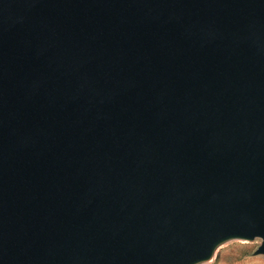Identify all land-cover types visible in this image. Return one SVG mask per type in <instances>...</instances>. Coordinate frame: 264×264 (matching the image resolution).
Instances as JSON below:
<instances>
[{"label":"water","instance_id":"1","mask_svg":"<svg viewBox=\"0 0 264 264\" xmlns=\"http://www.w3.org/2000/svg\"><path fill=\"white\" fill-rule=\"evenodd\" d=\"M264 256V0H0V264Z\"/></svg>","mask_w":264,"mask_h":264},{"label":"rangeland","instance_id":"2","mask_svg":"<svg viewBox=\"0 0 264 264\" xmlns=\"http://www.w3.org/2000/svg\"><path fill=\"white\" fill-rule=\"evenodd\" d=\"M261 240H231L219 246L212 262L202 264H264V256L255 255ZM212 259V258H211Z\"/></svg>","mask_w":264,"mask_h":264},{"label":"bare ground","instance_id":"3","mask_svg":"<svg viewBox=\"0 0 264 264\" xmlns=\"http://www.w3.org/2000/svg\"><path fill=\"white\" fill-rule=\"evenodd\" d=\"M219 246H220V245H219ZM219 246H217V247L214 249L213 254H212V257H211L212 259H210L209 261H206L207 263L212 262L213 257H215L217 251L220 250V249H219ZM206 262H203V263H206ZM198 264H202V263H198Z\"/></svg>","mask_w":264,"mask_h":264}]
</instances>
